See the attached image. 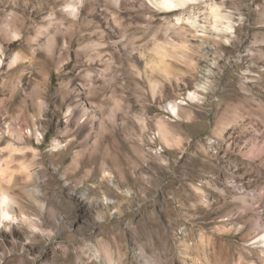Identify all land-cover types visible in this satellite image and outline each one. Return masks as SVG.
Segmentation results:
<instances>
[{"label":"clouds","instance_id":"9594fccd","mask_svg":"<svg viewBox=\"0 0 264 264\" xmlns=\"http://www.w3.org/2000/svg\"><path fill=\"white\" fill-rule=\"evenodd\" d=\"M0 264H264V0H0Z\"/></svg>","mask_w":264,"mask_h":264}]
</instances>
